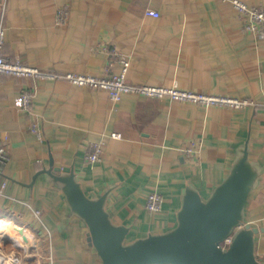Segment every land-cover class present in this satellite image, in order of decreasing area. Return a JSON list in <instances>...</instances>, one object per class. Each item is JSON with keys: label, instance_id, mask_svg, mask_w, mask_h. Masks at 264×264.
Returning <instances> with one entry per match:
<instances>
[{"label": "crops", "instance_id": "0c3cea01", "mask_svg": "<svg viewBox=\"0 0 264 264\" xmlns=\"http://www.w3.org/2000/svg\"><path fill=\"white\" fill-rule=\"evenodd\" d=\"M240 1L264 10V0ZM64 6L69 18L58 26ZM148 10L159 17L147 16ZM0 22L4 55L42 71L116 74L126 59L132 85L177 86L257 103L235 110L134 94L114 102L104 91L62 80L1 74L0 145L9 161L0 169V222L25 228L32 245L1 235L0 259L27 250L24 264L100 263L86 243L85 223L68 210L62 192L39 180L28 186L50 157L57 166H75L89 197L111 188L106 208L115 224H129L127 240L174 227L184 182L207 196L248 130L252 158L264 162V36L246 32L229 1L0 0ZM24 89L34 94L29 110L20 105ZM94 143L102 148L99 163L86 161ZM153 192L163 198L157 213L145 209ZM247 222L262 230L256 244L261 257L264 180L249 201Z\"/></svg>", "mask_w": 264, "mask_h": 264}, {"label": "water", "instance_id": "95a60500", "mask_svg": "<svg viewBox=\"0 0 264 264\" xmlns=\"http://www.w3.org/2000/svg\"><path fill=\"white\" fill-rule=\"evenodd\" d=\"M37 180L59 189L68 210L85 223L86 243L99 264H261L256 244L262 230L247 222V209L264 180V162L252 158L249 130L234 144L227 173L207 196L185 181L175 226L132 240H127L129 224H115L106 208L111 188L89 197L75 166H57L51 157L28 186ZM0 232L6 241L16 237L29 243L25 228L12 223ZM227 238L231 241L223 248Z\"/></svg>", "mask_w": 264, "mask_h": 264}, {"label": "built area", "instance_id": "2783aa9c", "mask_svg": "<svg viewBox=\"0 0 264 264\" xmlns=\"http://www.w3.org/2000/svg\"><path fill=\"white\" fill-rule=\"evenodd\" d=\"M231 3L234 10L237 12L242 23V28L246 32L253 34H262L264 36V10L257 7H250L240 0H227ZM69 7L64 6L58 9L56 14V24L64 26L69 18ZM147 16L158 18L159 13L155 10H148ZM5 42V28L0 22V75L7 74L17 78H37L50 81H66L78 87L87 88L90 90L104 91L109 95V98L117 102L123 94H134L145 98H167L171 101L192 104L203 107H220L225 109L240 110L247 107L256 106L257 103L252 99L236 98L226 95L208 94L197 92L194 90L182 89L177 86L161 87V86H136L127 81L126 74L129 62L126 59L120 61L121 70L119 73H105L101 76L90 74H58L49 71H42L35 67L24 65L20 60L9 59L3 53ZM33 91L24 89L20 93V105L24 110L31 108L33 99ZM37 132L35 127L32 128ZM39 134V132H37ZM40 139H42L39 134ZM119 138V134L114 135ZM187 152H192V149H187ZM102 160V148L99 144H91L86 155V161L89 163H99ZM9 161L8 153L4 146L0 145V169ZM163 206V198L157 193H151L146 202L145 209L149 213L160 212ZM231 241L227 238L221 246L226 248ZM24 254L16 251L4 253L0 259V264H24V259L28 256V251L24 250ZM261 264H264V255L258 257Z\"/></svg>", "mask_w": 264, "mask_h": 264}, {"label": "bare ground", "instance_id": "6f19581e", "mask_svg": "<svg viewBox=\"0 0 264 264\" xmlns=\"http://www.w3.org/2000/svg\"><path fill=\"white\" fill-rule=\"evenodd\" d=\"M7 224L5 223V222H0V229L3 227V226H6ZM1 235L3 236V234L0 232V238H1ZM25 235L27 236V238L30 240L29 242L30 243H28V244H26L28 247H31V242H32V239H31V236L29 235V233L27 232V233H25ZM3 239H4V241H5V236H3ZM14 240V239H13ZM15 240H17V241H20V242H23V243H26V242H24L21 238H16L15 237ZM0 244H1V241H0ZM1 246V245H0Z\"/></svg>", "mask_w": 264, "mask_h": 264}, {"label": "rangeland", "instance_id": "374dc122", "mask_svg": "<svg viewBox=\"0 0 264 264\" xmlns=\"http://www.w3.org/2000/svg\"><path fill=\"white\" fill-rule=\"evenodd\" d=\"M258 35H261V36H263L262 34H258ZM0 250H2V249L0 248Z\"/></svg>", "mask_w": 264, "mask_h": 264}]
</instances>
